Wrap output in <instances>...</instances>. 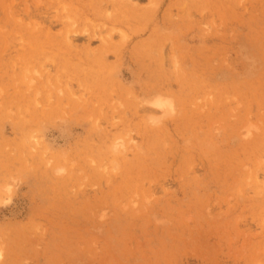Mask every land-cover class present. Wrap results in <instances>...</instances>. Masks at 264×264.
I'll list each match as a JSON object with an SVG mask.
<instances>
[{
	"label": "rangeland",
	"instance_id": "obj_1",
	"mask_svg": "<svg viewBox=\"0 0 264 264\" xmlns=\"http://www.w3.org/2000/svg\"><path fill=\"white\" fill-rule=\"evenodd\" d=\"M0 249L264 264V0H0Z\"/></svg>",
	"mask_w": 264,
	"mask_h": 264
},
{
	"label": "bare ground",
	"instance_id": "obj_2",
	"mask_svg": "<svg viewBox=\"0 0 264 264\" xmlns=\"http://www.w3.org/2000/svg\"><path fill=\"white\" fill-rule=\"evenodd\" d=\"M154 14V13H153ZM26 32H27V30H26ZM163 98V97H162ZM162 98H157L156 100H154V101H152L153 103H152V105L153 104H155L158 100L159 101H161V102H165V107H163L164 109H166L168 112H172V109H173V102L170 100V98H169V100L166 98V99H162ZM167 102H170V104L169 103H167ZM163 115H161V117H162ZM158 119V118H157ZM155 125V124H154ZM260 157V156H259ZM146 231V230H145ZM3 255V250H1L0 249V257Z\"/></svg>",
	"mask_w": 264,
	"mask_h": 264
},
{
	"label": "clouds",
	"instance_id": "obj_3",
	"mask_svg": "<svg viewBox=\"0 0 264 264\" xmlns=\"http://www.w3.org/2000/svg\"><path fill=\"white\" fill-rule=\"evenodd\" d=\"M170 104V102H167ZM154 107H157V108H163L165 107V102H161V101H157L155 104H154ZM62 171V170H61Z\"/></svg>",
	"mask_w": 264,
	"mask_h": 264
}]
</instances>
